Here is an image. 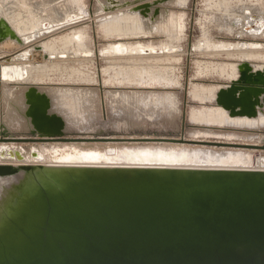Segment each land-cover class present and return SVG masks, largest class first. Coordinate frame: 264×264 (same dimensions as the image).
Masks as SVG:
<instances>
[{
    "label": "water",
    "instance_id": "water-1",
    "mask_svg": "<svg viewBox=\"0 0 264 264\" xmlns=\"http://www.w3.org/2000/svg\"><path fill=\"white\" fill-rule=\"evenodd\" d=\"M172 1L108 0L112 6L102 7L104 13L119 11L121 17L131 16L134 19L129 21L138 25L137 31L153 30V34L162 16L161 6ZM246 17L252 25L247 28L245 23L244 32L264 25L255 16ZM232 22L243 23L239 19ZM46 34L37 32L33 41ZM7 40L26 44L0 17V45ZM194 43L177 52L193 54ZM36 49L43 50L46 60L56 58L50 59L42 46ZM254 64L240 62L238 77L216 93L214 104L229 118L256 119L264 113V67L257 69ZM26 81L1 82L11 91L6 83L22 86L15 91L21 94L19 101L14 104L12 99H4L2 104L12 106L18 114L20 106L25 108L23 129L28 128L35 138H14L0 118V143L71 144L83 151L96 149L117 159L114 163L119 166L0 163V182H4L0 187V264H264V129L252 131L260 135L254 145L191 140L184 133L180 138H67V132L84 133L88 126L70 123L69 115L76 120L72 113L57 112L51 97L39 85ZM175 145L199 146L205 149L187 150L210 154L185 163L201 167L188 169L138 168L131 155L115 157L122 152L183 156L182 151L175 152ZM235 151L251 157L247 166L227 167L217 158ZM25 152L20 147L0 155L25 163ZM31 156L38 159L40 154L32 150ZM219 166L235 168L208 169Z\"/></svg>",
    "mask_w": 264,
    "mask_h": 264
},
{
    "label": "rangeland",
    "instance_id": "rangeland-1",
    "mask_svg": "<svg viewBox=\"0 0 264 264\" xmlns=\"http://www.w3.org/2000/svg\"><path fill=\"white\" fill-rule=\"evenodd\" d=\"M102 4L112 6L108 0H0V17L5 18L26 41L20 45L7 40L0 45V118L11 136L35 138L28 128L23 129L26 119L21 113L25 108L20 106L21 113L18 114L12 106L2 104L4 99L6 102L12 99L14 104L19 101L21 94H17V88L22 86L15 82L28 79L26 83L39 85L51 97L57 112L65 110L61 112L65 114L70 110L69 113L76 117L74 120L69 115L67 120L70 123L83 122L88 126L84 133L67 132V138H180L184 133L185 138L191 140L240 145H253L258 141L260 135L252 131H262L264 124L256 127L241 124L239 120L242 118H229L213 101L220 88L238 77L240 62L251 61L257 69L264 67V25L243 31L245 23H248L247 28L252 25L246 15L255 16L264 23V0H174L161 6L162 16L156 22L157 33L153 34V30L137 31L138 25L130 22L134 18L129 15L121 17L119 11L104 13ZM233 19L243 23L233 25ZM99 20L103 23H98ZM44 31H47L46 35L33 41L37 32ZM189 43H194L193 54L187 50L177 52L183 46L187 49ZM41 46L49 53L50 59L56 58L46 60L43 50L36 49ZM29 74L35 75L32 80L28 78ZM78 74L86 76V79ZM3 81H15L6 83L13 92L4 87ZM55 94L63 97L65 94L64 100L62 96L56 98ZM74 95L85 100L83 107L75 100H68L67 96L73 98ZM126 97L125 103L123 99ZM128 97L134 102L144 97L161 103L171 100L173 107L170 113L167 110L157 112L152 106L141 109L140 104L137 107L135 103H128ZM65 99L69 102L66 103ZM149 111L151 113L146 114ZM154 111L157 114L150 117ZM209 112H217L229 123H199L194 119L197 114L208 115ZM92 114L94 118H90ZM203 127L229 128L232 131L220 133L206 131ZM20 147L26 150L25 163L1 159V155L0 163L53 167L119 166L114 163L117 159L102 155L96 149L83 151L71 144L0 143V154ZM174 147L177 149L175 152L184 153L174 162L158 160V154L167 155L163 152L137 156L122 152L115 157L120 159L121 155H131L135 157L132 161L137 162L138 168L155 164L158 167L188 169L201 167L185 163L192 162L198 155L210 154L187 150L205 149L199 146ZM32 150L39 152L38 159L32 158ZM236 153L239 154L235 151L224 155ZM217 158L222 162L220 157Z\"/></svg>",
    "mask_w": 264,
    "mask_h": 264
},
{
    "label": "bare ground",
    "instance_id": "bare-ground-1",
    "mask_svg": "<svg viewBox=\"0 0 264 264\" xmlns=\"http://www.w3.org/2000/svg\"><path fill=\"white\" fill-rule=\"evenodd\" d=\"M66 92V91H65ZM64 92V93H65ZM69 93V92H68ZM60 96H62V98H63V100H64V97H65V94H64V97H63V95H61V94H55V97L56 98H58V97H60ZM75 97H73V96H71V97H73V98H69L70 96H67L68 97V100L70 101L71 100V102H72V100L74 101H77L78 102V105L80 106V107H83L84 106V102H85V100H83L82 98H80V97H77V95H74ZM67 99V98H66ZM65 99V100H66ZM128 99H129V97H128ZM68 100H66V103H67V101ZM124 101H125V103H126V100H127V97H126V99H123ZM68 101V102H69ZM74 103V102H73ZM128 103H135L134 105H136L137 107H139V104L140 105H142L141 107V109H144V108H147V107H149V106H152V108H154V109H156L157 110V112H159V111H161V110H167V112H171V108L173 107V103H172V101L171 100H165L164 102H162L161 103V101H158V100H150L149 99V97H144V98H142V100H137V101H133V99H129V101H128ZM127 103V104H128ZM59 104V103H58ZM60 105V104H59ZM58 105V106H59ZM70 105V104H69ZM60 106H62V105H60ZM56 108V107H55ZM59 108V107H58ZM57 108V109H58ZM60 109H62V108H60ZM64 109H66V108H64ZM56 110V109H55ZM65 111V110H64ZM64 111H61L62 113L64 112ZM70 111V110H69ZM60 112V110H59V113H61ZM143 112L145 113V111L143 110ZM157 112H155L154 111V113H152V115H150V117H152L153 115H155V114H157ZM149 113H151V111H149V112H147L146 114H149ZM66 114V113H65ZM196 115V114H195ZM70 118H72V117H70ZM194 119L195 120H197L198 122L199 121H205V122H216L215 124H217V122H219V123H221L220 125H222V123L225 125V123L224 122H228L229 123V121L228 120H226L224 117H222L220 114H218L217 112H212V113H208V115H205V114H197L196 116H194ZM241 121V124H244V125H247V126H249V127H256V126H258V125H262V124H264V116H260L259 118H257V119H253V120H248L247 118H242L241 120H239V122ZM203 122H202V124H203ZM199 123H201V122H199ZM232 123V122H231ZM237 123V122H236ZM198 124V123H197ZM201 124V125H202ZM206 124V123H205ZM210 124V123H209ZM227 124V123H226ZM238 126V125H237ZM239 127V126H238ZM250 129V128H249ZM235 145H240V144H235ZM242 145H249V144H242ZM254 145V144H253ZM157 158H158V160H160V161H165V162H174L176 159H177V157L176 156H173V155H170V154H168V155H164V154H162V153H160V154H158L157 155ZM211 158H213V157H211ZM221 158V161L223 162V163H226V165H228L227 167H233V166H237V165H248L249 164V162H250V160H251V157L250 156H243V155H240V154H232V155H225V156H221L220 157ZM2 161V160H1ZM152 161V160H151ZM12 162V161H11ZM261 163H263V162H261L260 161V164ZM5 164V163H4ZM8 164V163H7ZM10 164V163H9ZM13 164V163H12ZM48 165H50V164H48ZM66 165V164H65ZM86 165V164H85ZM153 165H155V164H152L151 166H146V167H139V168H165V167H158L157 165H155L154 167H153ZM51 166V165H50ZM62 166V165H61ZM72 166V165H71ZM78 166V165H77ZM57 167H58V165H57ZM82 167H83V165H82ZM243 167V166H242ZM169 168V167H168ZM235 168V167H234ZM234 168H225V167H223V166H219V167H215L214 169H234ZM261 168V167H260ZM207 169V168H206ZM211 169H213V168H211ZM1 183V182H0ZM2 183H4V182H2ZM2 183L0 184V187H1V185H2ZM1 189V188H0Z\"/></svg>",
    "mask_w": 264,
    "mask_h": 264
}]
</instances>
